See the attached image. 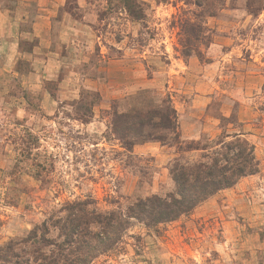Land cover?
I'll return each instance as SVG.
<instances>
[{"label":"rangeland","instance_id":"rangeland-1","mask_svg":"<svg viewBox=\"0 0 264 264\" xmlns=\"http://www.w3.org/2000/svg\"><path fill=\"white\" fill-rule=\"evenodd\" d=\"M169 108L181 142L242 133L261 170L94 264H264V0H0V246L67 202L174 193L178 145L117 126Z\"/></svg>","mask_w":264,"mask_h":264},{"label":"trees","instance_id":"trees-1","mask_svg":"<svg viewBox=\"0 0 264 264\" xmlns=\"http://www.w3.org/2000/svg\"><path fill=\"white\" fill-rule=\"evenodd\" d=\"M155 117H159V122H153ZM121 119L117 126L128 151L135 146L131 136L143 138L145 127L165 133L156 136L149 133L143 140L178 145L180 157L171 167L175 192L165 198L138 200L126 210L112 212L93 208L96 203L92 200L67 202L25 237L0 246V264H94L104 256L122 251L128 230L134 224L154 228L177 221L214 195L261 170L254 145L242 133L224 135L214 146L199 147L181 142L172 108L148 115L135 113L133 118L123 115ZM200 149L204 153L199 159L186 158V154Z\"/></svg>","mask_w":264,"mask_h":264},{"label":"crops","instance_id":"crops-1","mask_svg":"<svg viewBox=\"0 0 264 264\" xmlns=\"http://www.w3.org/2000/svg\"><path fill=\"white\" fill-rule=\"evenodd\" d=\"M44 44V40H42V42H41V45H43ZM40 80V83L42 84L43 83V80L41 79V78H39V79H35V78H33V79H31V81H30V85H29V87H32V91H39L40 89H42V86L41 85H38V84H36V85H33L32 83H35V82H37V81H39ZM29 81V80H28ZM68 81H63L61 84H60V95H62V97L65 99V98H69V96H68V94H66V92H63L64 91V87H65V84H67L68 85ZM34 87V88H33ZM45 99H46V101H49L50 99H48L47 97H45Z\"/></svg>","mask_w":264,"mask_h":264}]
</instances>
